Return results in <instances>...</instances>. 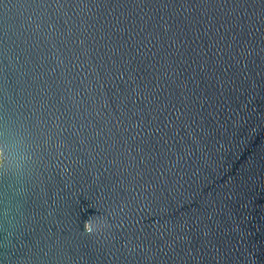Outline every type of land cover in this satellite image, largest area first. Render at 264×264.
<instances>
[{
    "label": "water",
    "instance_id": "water-1",
    "mask_svg": "<svg viewBox=\"0 0 264 264\" xmlns=\"http://www.w3.org/2000/svg\"><path fill=\"white\" fill-rule=\"evenodd\" d=\"M0 150V264H264V0H0Z\"/></svg>",
    "mask_w": 264,
    "mask_h": 264
},
{
    "label": "clouds",
    "instance_id": "clouds-1",
    "mask_svg": "<svg viewBox=\"0 0 264 264\" xmlns=\"http://www.w3.org/2000/svg\"><path fill=\"white\" fill-rule=\"evenodd\" d=\"M30 149V147H29ZM2 151V150H0ZM32 159L28 151L26 157H15L12 159L0 158V175H19L22 176L27 168L29 161ZM110 227L106 219L103 218H89L84 222L83 231L90 235L102 234L105 228Z\"/></svg>",
    "mask_w": 264,
    "mask_h": 264
}]
</instances>
